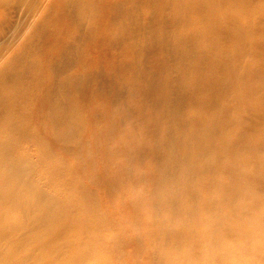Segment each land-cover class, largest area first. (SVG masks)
Instances as JSON below:
<instances>
[{
	"label": "bare ground",
	"instance_id": "1",
	"mask_svg": "<svg viewBox=\"0 0 264 264\" xmlns=\"http://www.w3.org/2000/svg\"><path fill=\"white\" fill-rule=\"evenodd\" d=\"M46 1L0 0L2 14L10 7L33 22L63 8L59 19L70 23L61 19L48 28L39 26L38 52L14 55L0 67V264H111L101 222L86 197L66 192L58 208L46 209L45 201L38 203L33 191L9 175L18 170L13 155L19 141L31 134L29 143L55 184L60 171L45 159V133L66 154L84 137H93L94 149L99 148L95 138L105 139L107 146L118 137L123 146L104 151L110 161L106 168L123 172L144 161L153 167L145 176L152 186L136 194L144 177L133 181L117 202L124 201L126 209L112 213L122 214L129 242L138 244L144 260L242 264L243 256L231 260L220 255L234 248L226 241L233 217L239 219L241 250L259 256L264 250V197L251 192L247 181L263 174L264 157L249 146L238 112L264 114V65L253 59L256 51L264 52V40H257L263 29L252 20L264 18V0ZM50 31L55 36L45 42ZM66 34L76 35V42L63 44ZM76 45L82 49L78 54ZM103 63L111 67L114 84L102 73L101 90L73 79L74 69L100 74L97 66ZM94 92L107 96L109 103L106 137L94 133V111L85 117L79 104ZM17 104L25 110L8 113ZM27 122L31 131L25 132ZM262 132L257 128L251 135ZM134 140L137 148L131 145ZM251 161L259 172L255 175L245 169ZM80 172L86 174L83 168ZM114 183L103 179L101 185L109 189ZM104 194V206L113 207L112 194ZM246 208L261 210V218L244 219ZM130 212L137 219L138 241ZM141 261L136 264H148Z\"/></svg>",
	"mask_w": 264,
	"mask_h": 264
},
{
	"label": "rangeland",
	"instance_id": "2",
	"mask_svg": "<svg viewBox=\"0 0 264 264\" xmlns=\"http://www.w3.org/2000/svg\"><path fill=\"white\" fill-rule=\"evenodd\" d=\"M46 2V4H51L54 2V0ZM61 10H63V8L55 9L54 11L50 12L49 15L45 14V18H42V20L40 19L39 21L38 17H36L37 19L34 18L33 22L31 21L32 19H30V17L21 14L19 15V13H16L14 10L10 9V7H8L4 14L0 13V67L1 65H6L7 63H9L14 55L27 56L32 52H38L37 47L39 46L38 44L41 41V38H39L38 36L41 31L39 30V26L41 28H48L50 27V23L60 22L61 19L65 20L64 22H67V24H70L69 20H66L65 18L59 19ZM147 18H149V16ZM262 18L263 17L255 16L252 19L257 27L263 29L262 32H260L261 34L257 36V40L259 41L264 40V18ZM53 36H55V32L50 31L48 33V36L44 38L45 42L50 41ZM61 39L63 44L71 45L76 42V35L74 38L75 41L70 37V35L67 36V34L62 35ZM77 46L78 45H76V47ZM81 50L82 49L79 47L77 54L80 53ZM183 52L186 53L185 51ZM256 52L257 54H254L255 57H252L254 59V63L261 64L263 66L264 60L261 59L264 57V52L262 50H258ZM180 58L183 60V58H185V55L181 56ZM39 61L40 60H38L37 62ZM97 67L99 68L100 74L94 73L95 70L93 69L92 71L90 70L84 73H81L74 69L73 79H79L80 82L85 81L86 83L88 82V84L91 83V85L94 84L93 86H98L101 90L102 80H100L98 75H101L102 73L105 75V78H107L109 81H113L114 84V77L113 75H111L112 69L109 64L103 63L102 65H98ZM129 75L132 74L127 73V76ZM261 76L263 77L264 73ZM114 87H116V85H114ZM79 104L82 108H85V117H87L88 112L91 110L94 111L95 115L98 112V116L93 115V118L95 119H93L95 121V123H93L94 133L97 134L101 132L103 136L106 137L108 135L107 129L110 123V117L107 115L108 113H110L107 96L99 92H94L91 94V97L88 101H86V99L80 100ZM20 106L17 104L15 107H13L14 111L13 109H11L8 113H10L11 115H15L19 112L24 111L25 109L23 107L20 108ZM0 111L1 113L4 112V110L2 109H0ZM6 113L7 112L5 111L4 114ZM214 113H219L217 110V106L214 108ZM238 115L239 119L241 120L239 125L240 129L243 133L247 134L249 146L255 148L256 151H258L259 156L264 157V133L262 132L254 136L251 135L257 130V128H262L264 130V114L262 112L251 113L241 110L240 113L238 112ZM23 128V131L25 132L31 131L28 122L24 124ZM18 135L19 134L16 132V138ZM42 138L44 141L43 153L45 154L46 161L56 163V165L58 166V170L60 171V175L56 176L59 177L57 181L55 180L56 185L51 184V178L45 173L37 150L33 145L29 143V141L31 140V134H29V136L27 137L25 136L23 138V142L19 141L18 149L14 152L13 158L14 161H16L15 165L18 170H10L9 175H11L12 173L16 176L14 178L15 182H17L18 185H20V187L24 190H29L31 192L33 191L32 196L38 203H41V201H45L46 203L43 204L46 209H50L52 208V206L54 208H58L61 204L60 200L64 193L67 192L69 194L76 195V192H78L77 195L79 197L80 195L86 197L90 207L95 211V219L101 222V236L106 247L105 256L108 257L111 264H136L137 261L140 262L141 260L145 261L148 264H152L151 262L144 260L146 259V257H143L144 255L142 253V250L137 243L133 245L130 244L129 241H131L132 239L128 237L126 223L124 224L123 222L122 214H116V216L112 214L117 212L118 208L126 209L124 201L120 203L123 205L119 206L117 202L120 199L119 197L122 195L121 193H126L127 189H131L130 184H133V181H136L139 177H144V185L134 188L136 194L143 193V186L146 189L152 186V182L149 181V179H146L147 181L145 180V176L150 175L153 170V167L148 163V161H144V163H141L140 165H138L136 162H133V164L130 165L129 168L126 167V170L128 169V172L130 173V175H126V170L121 172L115 171L114 168L111 167H105V161H109V157H106L107 155H105L104 152L106 150V147L123 146L121 142L117 143L118 137H111L107 141V146H105V139H101L100 137L95 138L94 140L99 143V148L97 149H94L92 146L93 137H84L85 141L83 140L74 143L72 145L71 152L67 154L66 151L62 150L60 143L51 145L48 142L49 135L47 133H45ZM19 139L20 136H18L17 140ZM131 145L133 148H137L139 145V141L134 140L132 141ZM122 156L123 155L120 154L117 157L120 162L123 160ZM253 162L254 161L248 162L245 169H247L249 173L255 175L257 168L254 166ZM99 167L104 168L100 170ZM82 168L87 175L80 172ZM233 175H237V172ZM103 179L112 181L113 183L115 182L114 184H116V186L113 185L114 187H109V189L103 187L101 185ZM228 179L229 181H232L231 178ZM204 180L207 181V179ZM247 183L251 192L264 197V171L260 177L256 179H249ZM118 185H125L128 188L123 191L122 188H120ZM106 191L107 193L112 194V197L110 198L115 201L113 202V205H110L113 206L111 208H107L106 206H104L103 198L107 196L106 194H104V192ZM242 211L243 218L246 220L254 221L261 218V210L256 211L251 210L250 208H246ZM128 214L131 215L129 225L131 226V230L133 231V236L138 241L140 237L137 234L136 228L134 227L135 222L137 221L136 216L132 212ZM234 215L236 214H233V216ZM237 221H239V219L235 217L232 218L231 222L229 220L230 223H228V227L230 230L227 229L226 235V241L234 245V248H232V250L228 254L220 253V255L228 257L231 260H235L236 258L243 256L244 261L242 262V264H264V250H262L259 256L257 255L256 257L252 256L248 250H241L240 245H243V243L239 236L240 228L236 224ZM242 245L241 247H243Z\"/></svg>",
	"mask_w": 264,
	"mask_h": 264
}]
</instances>
